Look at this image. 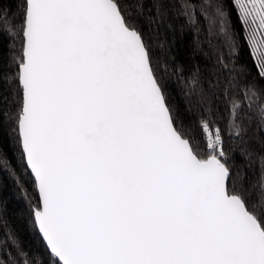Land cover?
<instances>
[{
    "label": "snow or ice",
    "instance_id": "1",
    "mask_svg": "<svg viewBox=\"0 0 264 264\" xmlns=\"http://www.w3.org/2000/svg\"><path fill=\"white\" fill-rule=\"evenodd\" d=\"M170 2L154 0L150 24ZM12 7L0 8V41L16 42L7 57L0 47V143L11 138L31 174L51 264H264V175L253 186L229 167L215 92L200 88L194 126L178 128L151 44L121 0ZM200 10L235 54L234 10L258 70L224 89L225 123L240 137L247 116L264 126V0ZM188 84L196 93L198 71Z\"/></svg>",
    "mask_w": 264,
    "mask_h": 264
},
{
    "label": "trees",
    "instance_id": "2",
    "mask_svg": "<svg viewBox=\"0 0 264 264\" xmlns=\"http://www.w3.org/2000/svg\"><path fill=\"white\" fill-rule=\"evenodd\" d=\"M222 2L227 4L229 0ZM121 3L131 13L132 19L139 22L145 39L151 44L153 68L169 95L170 105L175 109L177 127L183 125L187 129L194 126L198 116L199 89H212L222 114L217 123L223 130L229 167L234 174L237 170L246 173V183L255 186L258 178L264 175V126L247 116L244 131L237 137L225 123L227 117L223 115L222 98L229 81L233 77L240 81L245 78L258 80V70L234 10L229 15V22L237 33V51L231 54L223 38L215 30H210L209 21L200 10L203 0H171L165 5L167 14L163 21L151 24L150 18L156 19L154 0H121ZM185 4L192 5L189 15L184 14ZM10 6H13L12 12H17L20 0H0V8L8 10ZM140 6L142 16L138 14ZM224 10L230 12L227 7ZM12 19L9 15L8 20ZM3 26L4 20L0 16V27ZM14 43V39L8 36L0 41L6 57L14 51ZM197 71L200 84L197 92L192 93V85L188 81ZM204 148L206 150V146ZM0 153L9 161L7 168L0 169V260L5 264H25L26 261L28 264H51L50 255L31 216V205L38 199L33 179L28 170L21 167L11 138L6 146L0 143Z\"/></svg>",
    "mask_w": 264,
    "mask_h": 264
},
{
    "label": "water",
    "instance_id": "3",
    "mask_svg": "<svg viewBox=\"0 0 264 264\" xmlns=\"http://www.w3.org/2000/svg\"><path fill=\"white\" fill-rule=\"evenodd\" d=\"M29 172V171H28ZM29 174H30V172H29ZM30 176H31V174H30ZM37 194V193H36ZM37 197H38V194H37ZM37 230V229H36ZM37 232H38V230H37ZM38 234H39V232H38ZM39 236H40V238H41V240H42V242L44 243V245H45V247H46V242L45 241H43V239H42V237H41V235L39 234ZM46 249H47V247H46ZM48 251V250H47Z\"/></svg>",
    "mask_w": 264,
    "mask_h": 264
}]
</instances>
